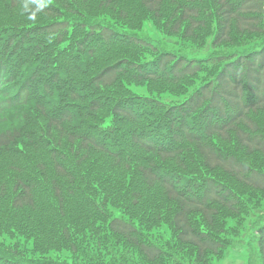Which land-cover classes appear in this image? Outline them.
Segmentation results:
<instances>
[{"label":"trees","instance_id":"16d2710c","mask_svg":"<svg viewBox=\"0 0 264 264\" xmlns=\"http://www.w3.org/2000/svg\"><path fill=\"white\" fill-rule=\"evenodd\" d=\"M81 1L84 3L85 0ZM169 1L176 5L179 15L174 23L166 24L168 30L163 29L167 31V37L170 33L180 30L184 22L188 24L185 33L200 26L197 7L181 5L180 1L184 0ZM210 1L217 22L213 46L216 48L227 44L230 48H217L216 50H221L223 55L211 58L212 62H216L214 64L224 62L215 80L198 86L190 93L186 86L191 84L190 78L201 70L202 63L198 61L191 63L184 55L158 48L156 56L148 63H134V67L131 68L129 64L125 67L124 64L119 65L120 62H117L101 69L89 86L80 89L81 94H85L87 90H90V94L95 92L90 98L89 106L86 107L82 100L81 106L72 109L73 114H70L71 106L67 101L55 106L52 99L46 100L44 94L32 98L28 94V85H21L14 97L0 100V112L15 104L28 105V101H34L42 118L49 122L59 137L67 139L72 145L79 141L81 148L86 150L90 148L109 153L105 150L108 143L107 132L91 130L86 134L84 127L72 132L65 126L75 124L76 118H85L83 109L97 112L100 108L106 109V112L97 118L111 115L113 120L124 126L135 124V130L131 135V145L135 149L153 151L157 147V139L176 140L179 147L187 144L196 147V153L208 174L202 173V176L198 177L200 185L194 191L184 190L186 179H180L178 175L160 176L145 167H141L140 172L147 186L160 185L167 199L176 203L177 208L172 216L176 239L180 243L195 246L199 260H203L208 251L217 252L221 244L206 232L196 230L192 226L190 215L200 214L211 227L217 214L215 205L221 204L232 212H237L240 206L244 205L233 182L251 190H264V169L250 165L239 156L243 153L264 158V43L249 48L233 43L235 37L264 36V0ZM48 3L47 0H8L5 18L0 19V48L11 51V54L0 60V91L5 86L7 78L13 81L26 80L30 85H35L37 78H63L61 74L56 73L55 68L78 48L87 51L86 49L93 47V56L105 54L119 46H129L139 53L155 49L152 40L149 42L128 32H120L105 23L86 22L73 16L74 10L81 6L84 9L78 0H52L50 4ZM163 3L164 0H137L139 11L148 13L153 19L160 18ZM18 5L29 8L30 12L44 13L43 16L48 18L43 22L30 24L12 21L10 16L17 19L13 11ZM96 27H99L98 31L95 30ZM209 58L203 62L210 64ZM124 70L139 81L152 80L165 85L172 90L174 100L159 97L156 100H149L147 106H139L134 103L137 99L129 94H109L108 91L115 92V88L111 86ZM134 71L136 75L132 74ZM71 75L72 73L69 74ZM58 85L41 82V90L48 95L53 93L52 96L59 99L77 98L75 94L69 92L67 84L58 82ZM54 92L58 93L55 95ZM130 100L133 102L129 103ZM44 106L47 107L49 114L42 108ZM59 107L64 109V113L61 112L58 117L50 115L52 110ZM76 109L80 110L81 115L75 113ZM260 113L262 118L261 122H258L256 116ZM192 114L200 115L203 123L202 132L191 124L189 118ZM30 118L34 120L33 117ZM35 125L37 127L34 126L33 131H39L41 127ZM44 136L45 141H41L36 135L39 144L48 143L50 140L53 142L49 132ZM125 136L126 132L123 131L121 138ZM231 136L234 138L233 153L222 152L209 141L214 137L229 141ZM17 137L11 130L1 131L0 148L8 146ZM53 148L54 146L50 147ZM158 151L162 159L166 160L181 156L184 148ZM111 155L115 156L117 161L118 159L127 161L122 156ZM54 168L59 177L69 183L74 182V178L57 162ZM37 189L38 187L32 184L20 182L14 189L15 195L9 207L17 211L32 206V192L35 194ZM59 201L62 204L61 197ZM70 212L72 210H65L63 206L62 209L58 208L57 213L47 214L45 218L35 212L28 216L25 223L11 225L14 235L0 224V264H62L46 257H39L46 250L47 239L52 235L42 223L48 224L46 220H50L51 223L62 222L61 228L64 229V224L74 222V217L68 214ZM258 222L257 219H253L252 228L256 231L259 253L264 264V227L257 229ZM256 223L258 224L255 225ZM108 229L112 234L122 236L136 247L146 262L153 261L162 253L154 244L141 243L134 226L126 220L114 217L109 221ZM26 236L35 239L32 250L26 246L25 240L21 239Z\"/></svg>","mask_w":264,"mask_h":264},{"label":"rangeland","instance_id":"374dc122","mask_svg":"<svg viewBox=\"0 0 264 264\" xmlns=\"http://www.w3.org/2000/svg\"><path fill=\"white\" fill-rule=\"evenodd\" d=\"M47 1L48 4L52 2ZM78 1L84 9L81 6L74 10L73 16L86 22L105 23L120 32H128L149 42L152 40L155 44V49L146 53L135 52L129 46H119L102 55L91 54L90 61L79 75V78L85 81H92L101 69L117 62H120L119 65L124 64L125 67L127 64L134 67V63L150 62L156 56L158 48H163L187 58L201 59L199 60L202 63L201 70L190 78L191 84L186 86L190 93L198 86L214 81L224 62L214 64L216 62H212L211 58L223 55L221 50H216L217 48H230L227 44L216 48L213 46L217 22L210 0L180 1L181 5L199 9L198 20L201 24L197 29L185 33L188 24L184 22L182 28L170 33L169 37L166 36L167 31L163 29L168 30L166 24L174 23L179 15L176 5L171 4L169 0H164L158 19H153L146 12H140L137 0H85L84 3ZM8 6V0L0 1V19L5 18ZM13 14L17 19L10 16L12 21L28 24L43 22L48 18L43 16L44 13L30 12L29 8L19 5ZM261 42L264 43V36L255 38L252 35H245L233 39L234 45H246V48ZM207 58L210 64L203 62ZM36 84L37 91L41 90V82ZM111 88H115V92L108 91L109 94L135 93L137 96H148L155 100L159 97L174 100L172 90L165 85L152 80L139 81L129 76L126 70L118 75L116 83ZM41 92L46 100L51 101V96L43 90ZM94 94L95 92H91L90 98ZM61 99L55 97V100ZM66 99L57 104H63ZM87 99L89 98L83 100L86 107ZM63 110L62 107L56 108L50 115L58 117ZM83 110L85 118L80 117V120H75V124L65 126L66 129L73 132L82 128L85 123L94 122L98 116L106 112V109L102 108L97 112ZM75 113L81 115L78 109ZM27 116L33 117L34 120ZM256 118L261 122L262 114H258ZM35 124L41 127L39 131H33L34 126L37 127ZM5 130L13 131L18 137L8 146L0 148L2 227L14 235L11 225L25 223L28 216L35 212L45 218L47 214L57 213L58 208L62 209V206L65 210H72L68 214L74 217L72 224L63 223L64 229L61 228L62 222L51 223L50 220H46L48 224L42 223L52 235L47 239L46 250L39 257H46L62 264H262L258 237L252 225L253 219L259 222L264 219V190H251L233 182L244 205L243 207L241 205L237 212H232L221 204L215 205L217 214L211 227L200 214L190 215L192 226L196 230L206 232L212 239L220 242L221 246L217 252L208 251L204 259L199 260L195 246L177 241L176 231L172 225L176 203L167 199L160 185L147 186L140 168H150L160 176L178 175L180 179L196 176L198 179L202 173L208 172L196 153V147L187 144L181 156L166 160L158 154L159 151L135 149L131 160L117 161L115 156L105 151L81 148L79 141H75L74 145L70 144L67 139L59 137L39 112L27 109L0 114V132ZM46 132H49L53 142L50 140L48 143L39 144L36 135L41 141H45L43 138ZM209 141L216 149L233 153L232 136L229 141H223L219 137ZM165 142H168V148L175 143L170 139H161L156 145ZM51 146L54 148L50 149ZM239 156L250 165L264 169L263 157L243 153ZM56 162L74 178L73 183L56 174L54 168ZM20 182L32 184L38 189L35 194L32 192V206L16 211L9 206L15 195L14 189ZM59 197L63 200L62 204ZM114 217L132 224L139 241L159 247L162 250L160 256L146 262L136 247L122 236L112 234L108 229V223ZM21 239L25 240L26 246L32 250L35 239L29 236Z\"/></svg>","mask_w":264,"mask_h":264}]
</instances>
